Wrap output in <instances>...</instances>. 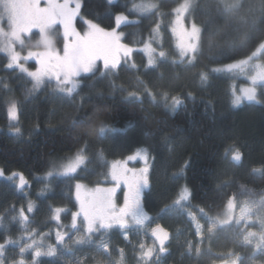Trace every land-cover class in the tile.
I'll return each instance as SVG.
<instances>
[{"label":"trees","instance_id":"16d2710c","mask_svg":"<svg viewBox=\"0 0 264 264\" xmlns=\"http://www.w3.org/2000/svg\"><path fill=\"white\" fill-rule=\"evenodd\" d=\"M157 1L153 12L139 16L134 23L121 26L119 31L126 44L141 47L159 24V31L163 34L162 45L170 56L166 55L163 62L159 59L155 67L146 71L142 52H135L133 60L136 68L122 64L118 74L101 80H97L96 76H84L85 84L72 97L55 91L51 85L34 92L30 78L17 69H7V57L0 54V167L6 174L21 171L36 189L35 176L44 173L52 160H60L83 146L77 138L78 130H72V121L88 112L95 113L111 129H115L106 132L102 139L97 138L95 131L90 133L88 149L92 154L99 156L100 153L107 160H118L138 148H148L152 166L151 184L145 191L144 206L151 215L163 216L165 212L161 209L170 204L172 197L184 187L189 188L191 193L188 204L197 211L202 208L210 214L222 210L230 196L243 200L253 198L252 194L255 198L259 197L264 192V89L259 92L258 102L234 107L230 72L213 71L251 55L258 44L259 30L250 33L253 40L247 46L242 47L237 42L235 47L226 48L225 41L234 37L235 33L226 29L223 18L216 14L217 0H193L190 15L202 28L201 48L194 66L173 64L172 61L177 60L176 56H172L173 9L183 0ZM81 2L77 23L80 29L84 27L82 17L93 20L104 29L113 28L115 17L127 13L130 4V0ZM260 27L258 24L257 28ZM208 33H215L211 44ZM261 58H264V53ZM201 72L207 73V81L200 80ZM146 88L156 96L155 100L147 94ZM161 91L180 96L183 103L175 110L166 108L159 96ZM129 93H135V96ZM10 100H15L19 108L20 122L15 126L10 125L7 116ZM17 126L19 134L14 132ZM234 147H239L242 152L239 164L231 161L228 151ZM95 168L96 173L102 170L94 157L90 169ZM87 169L85 167L75 178L68 176L49 181L51 191L46 193L49 194L46 195V202L43 204L37 199L41 203L34 209L38 214L34 216L33 211L32 215L45 224L41 225V230L49 223L47 217L51 216L52 209H77V180L99 183L98 178L102 174H97V179L91 178L84 172ZM23 195L13 179L0 180L2 226L8 210L25 204ZM65 218L68 220L69 215ZM165 218V222L159 224L171 235L176 221ZM9 227L10 224L5 232L0 230V242H3L5 234H14L9 233ZM18 229V226L13 228L14 231ZM21 230L24 229L21 227ZM120 233L117 230L115 234H107L123 245ZM206 242L200 253L182 256L184 251L177 249L172 239L167 248L170 254L163 256L166 264H213L223 260L228 252L239 254L246 261L252 257L251 247H242L234 231L221 233L217 230V234ZM13 249L16 247H9L6 257L17 255Z\"/></svg>","mask_w":264,"mask_h":264},{"label":"snow or ice","instance_id":"6c2138e0","mask_svg":"<svg viewBox=\"0 0 264 264\" xmlns=\"http://www.w3.org/2000/svg\"><path fill=\"white\" fill-rule=\"evenodd\" d=\"M110 2V0H109ZM81 0H45V5L41 6V0H0V52L7 54V69L26 73L33 81V89L40 87L45 82L51 84L54 81V90L72 97L78 94L79 80L82 74H91V77L99 75L104 78L121 67V61L127 63L131 57L133 49L122 43V33L115 29L106 30L91 19L83 18L82 23L86 26L83 32L75 27V21L81 15ZM157 5L141 2L133 4V10L136 12H147L155 9ZM193 8V0H183L178 7L173 9L175 20L173 21L172 31L178 37V60H173V64L192 65L197 59V54L201 48L202 28L193 20L190 28L185 27L186 15L190 14ZM215 11L219 17H222L224 27L235 33L234 37L225 41L226 48L235 47L236 43L245 47L253 40L250 34L259 30L258 44L255 45V51L251 52L246 59H241L233 63L226 64L223 69H213V71H240L246 72L249 69V79L251 86L241 89V94L233 93L232 104L239 106L243 100L257 101V85L264 89V58L260 54L264 53V0H217ZM116 23L126 21L127 17L118 14ZM6 23V27H5ZM258 24L261 26L257 28ZM57 25L62 28V48L57 47L55 39L56 32L53 30ZM33 29L39 32V39L36 41L34 49L28 50L26 55H22L16 50V45L25 44L24 37H30ZM159 29V24L156 29ZM57 32L59 30H56ZM215 33H208V40H214ZM142 51L147 53V71L157 65V52L152 47L151 42L144 44ZM160 61L166 59V53L163 50L158 52ZM34 61V70H29L24 62ZM98 62H100L98 64ZM131 67L136 68L135 63ZM207 73H200V80L207 81ZM142 83V82H141ZM147 94L153 100L156 96L145 89ZM135 96V93H129ZM160 99L166 108L175 110L183 101L178 95H170L168 91L159 93ZM80 111L81 109H77ZM7 116L10 121L19 119V108L15 100H10L7 106ZM72 130L77 131V138L83 142V146L77 150L73 157L67 162L60 164L53 163L52 171L48 176L62 175L75 178L80 166L87 160L88 137L93 131L97 138H103L108 131H115L95 113L85 112L83 116L77 117L72 121ZM15 131L19 133L17 127ZM231 161L239 164L242 160V152L239 147L229 149ZM226 151V156L228 154ZM143 160L144 167L129 168L128 161ZM149 150L146 147L138 148L132 155H129L124 161H113L106 178L110 176L113 182L111 187H95L87 190L84 185L76 183L75 198L79 205L78 210L71 212V234L61 231L57 228L56 245L63 246L68 252H72L71 245L88 244L94 246L98 255L113 264L112 256L109 251V242L105 239L107 233L112 229L120 230L124 239L128 240L127 233L130 230L144 229L150 232L153 237L151 246L143 241L138 242L139 258L141 264H153L154 256L159 259V253H166V241L169 233L159 223L154 227L153 217L149 216L142 205V191L148 186L149 171ZM0 170V176H3ZM17 173H12L10 179L16 177ZM123 184L126 191L123 192V204L117 205L115 201L117 189ZM27 185L23 174H19L18 187L23 189ZM191 193L187 187L183 188L173 202V206L183 207V201H187ZM253 198L238 204L235 195L227 199L224 211L215 216H210L204 209L200 212L206 217L208 239L219 232H235L236 239L240 245L252 246L254 251L252 258L257 255L264 256V192L259 194V198ZM172 206H166L161 212L169 211ZM237 208L239 213L237 214ZM34 205L29 201L27 212L31 213ZM52 219L60 224L61 213L66 209L57 207L52 209ZM19 222L22 225L27 236L21 235L14 239L11 235L5 234L3 242H0V264H8L6 252L9 246H16L17 255L11 257L10 264H40L41 256H56L58 248L49 245L46 249L43 245V237L35 230L28 232L26 223L28 216L22 207L19 210ZM159 215V214H158ZM191 220L195 225L194 235L198 237L195 245V252L200 253L199 245L204 242V225L196 220L195 215L189 213ZM255 217V222L253 221ZM3 217H0V221ZM16 220V217H13ZM259 224L260 230L253 231ZM2 226V224H0ZM75 237V239H73ZM158 245V247H157ZM193 244L188 243L189 251L193 249ZM119 260L115 264H124V249H120ZM30 253V256L28 255ZM97 264H103L98 261ZM222 264H244V258L239 254L228 252L222 260Z\"/></svg>","mask_w":264,"mask_h":264},{"label":"rangeland","instance_id":"374dc122","mask_svg":"<svg viewBox=\"0 0 264 264\" xmlns=\"http://www.w3.org/2000/svg\"><path fill=\"white\" fill-rule=\"evenodd\" d=\"M118 1L119 0H110L111 3H116ZM141 2L152 3V4H155V5H158V1L157 0H130V2H129L130 4H129V7H128V12L127 13H121L124 16L127 17V20L126 21H122L119 24V26L116 23L113 28L106 29V30L115 29L118 33H121L119 31L121 26L126 25V24H130V23H134V22H136L138 20L139 16H143V15L149 14V13L153 12L157 8L156 7L152 11H147V12H143V13L134 11L133 10V4H139ZM182 2L183 1H181L180 3H182ZM180 3H178L176 5V7H178ZM81 4H82V2H81ZM44 5H45V0H41V6L43 7ZM79 18H80V16H78L76 18L75 27L77 28L78 31L83 32L85 30L86 26L82 27L81 29L78 27L77 23H78ZM174 20H175V14L173 16L172 26H171V32H172L173 44H174L173 45L174 52H172V56L173 55L176 56V59L178 60L179 56H178L177 44H178L179 41H178L177 35H175L173 33V31H172V28L174 26V24H173ZM192 22H193V20L191 18V15L190 14L186 15V18H185V21H184L185 27L186 28H190ZM5 27H6V23H5ZM56 30H59V31L57 32ZM53 31L56 32L55 39L58 42L57 43V47L62 48V42H61L62 41V28H61V26L57 25L56 28ZM162 36H163L162 32L159 31V29H158V30L153 31L152 35H150V37L146 41V42L150 41L151 44H152V47L156 49V52H157V63H158V61L160 59L158 57V52L160 50L165 51L164 45H162V40H163ZM24 39H25V44L23 46H21L19 44L16 45V50L20 51L22 55H26L28 50L34 49L36 41L39 39L38 30L37 29H33L32 35L30 37L26 36V37H24ZM122 43L126 44L123 41V35H122ZM59 44H61V46H59ZM126 45H128V44H126ZM128 46L133 49V52L131 54V57L128 58L127 63H125L124 60H122L121 61V65L125 64L126 66H131V64L134 62L133 57H134L135 52L139 51V52H142L144 61H145L146 66H147V53L141 50V49H143L144 45L141 46V47H139V46L135 47V46H131V45H128ZM165 53H166V55H168L167 51H165ZM0 54H4L7 57V54L4 53V52H0ZM168 56H170V55H168ZM260 56H261V54H260ZM24 63H25V66L29 68V70H34V67H33L34 61L29 60V61L24 62ZM99 63L100 62H98V64ZM17 70L19 71V69H17ZM118 70L114 71L109 76L104 77V78L107 79V78L113 76L115 73L118 74ZM250 71H251V69H249L246 72H240L238 70L230 72V74L232 76V82H233L232 83V91H233V93L235 92V94L240 95L241 94V91H240L241 89H244V88H247V87L251 86V81L249 79V72ZM20 73H22V72H20ZM23 74L27 75L26 73H23ZM89 75H91V74H82L81 77L78 78L80 86L83 83L85 84V82L82 79V77L89 76ZM96 78H98L97 80L104 79V78L99 77V75H97ZM30 80H31V78H30ZM31 82H32V89H33V81L31 80ZM49 85H51L53 87V89H54V81L51 84L45 82L40 87L36 88L34 90V92L35 91L39 92L40 90L48 87ZM260 90H261V87L259 85H257V102L259 101V92H260ZM77 91H78V89H77ZM63 95H65V94H63ZM247 102H254V101L243 100L239 106H235V107H240L244 103H247ZM19 118H20V114H19ZM19 122H20L19 119L17 121H10V125L11 126H13V125L15 126V125H18ZM14 132L17 133L16 131H14ZM19 133H20V131H19ZM91 152L92 151L90 149L87 150V160L85 161L84 164H82L80 166V169H78L76 174H78L85 167H87L88 169L84 171L86 173V175H90L91 178H96V179H97V176H98L97 174H102V176L99 175L100 177L98 179H100V180H99V183H97V184H90V183H88L86 181H83V180H77L76 181V183L79 182L80 184L84 185L87 190H91V189H93L95 187H98V186L99 187H105V188L111 187L113 182L111 181L110 176H108L106 178V173L109 172L112 162L113 161H124V160H126V158L129 155H132L134 153L133 152V153L121 158V159H118V160H107L105 158V156H103L104 154L101 155L99 153V156H98L97 153H96V155H94ZM75 153L70 154L68 156H65L64 158H62L60 160H58V159L57 160H52L51 164L48 167V169L44 173H38L37 176H35V179H37V181H36L37 188L36 189H33L32 181L29 180V178L23 172H21V171L12 172V173H17L16 177L11 178V179H13L15 181V185H16L17 190L20 193L22 192V194L24 193L23 196L25 197V204L20 206V207L21 208L23 207L25 209V214L28 216V222L26 223V227H27L28 232H31V231L35 230L38 234H41L42 237H43V245H44L45 249L49 245H52V246L58 248L56 256H53V257L41 256V257H39L38 259L40 261V264H97L98 261H102L103 264H108V261H105L103 257H101L100 255L97 254L96 249H95L94 246H89L88 244H83V245H74L73 244V245H71L73 250L70 253L66 249H63V246H57L56 245V235L55 234H56L57 228H59L61 231L68 232L69 234L72 233L73 230L71 229V215H70V213L74 212V211H68L66 207L65 208L64 207H60V208H63V209L67 210L66 212H62L61 213V222H60V224H57V222L52 219V214H51L50 217L49 216L47 217V219H48L47 222H49V223L46 224L47 226H45L43 230H41V225L44 226L45 224L41 223L39 220H37L38 218L34 219L32 217L33 212H31V213L27 212V205H28L29 201H31L33 203L34 209H35V206L36 207L37 206L40 207V204H41V203H38L37 199H40L42 201V203L45 204L46 198L49 195V194L47 195L46 193L48 191L50 193V191H51V186H50L51 182H49L51 179L68 177V176H62V175H53L51 177L48 176V172L52 171L53 163L55 162L57 164H60L62 162H67V160L70 157H73L75 155ZM94 157H95V161L97 160L99 162L100 168L102 169L98 173H96V171H97L96 168L93 169V170L90 169L93 166ZM148 165H149L148 186L146 188H144L143 191H142L141 202H142V205H143V208H144L145 212L149 216L153 217V223L151 224V226L154 227L156 223L165 222V219H166L165 217H167L170 220H175L176 221V222H174L175 226L172 229L173 233L171 235L169 234V238L166 241V247L168 248V244H170L172 239H174V242H176L175 245L177 246V249L179 248V249L184 251L183 252L184 254L182 256L190 255L193 252H194V254H196L195 245H196V241L198 240V237H196L194 235V233H195V225H194L193 221L191 220V218L189 216V213L195 215L196 220L199 221L200 224L204 225V237H205V239H204V242L199 245L200 248L203 245H205V242L208 239V233H207V230H206L207 229L206 217H204L203 214L200 211L195 210L193 207H191V205L188 204L189 201H190V197H189V199L187 201H183L182 202V204L184 205L183 207L173 206L174 200L177 198L178 193L183 188H181L179 190V192L176 193L172 197V202H170V204L166 205V206H172L169 211H166L163 214V216L160 215V214L159 215H157V214L156 215H151L150 212H148V210L144 206V201H145V198H144L145 196L144 195L146 193L145 191L150 188V184H151L150 177H151V167L152 166H151L150 154H149ZM127 166L129 168L140 169V168L144 167V161L143 160H139V159L138 160H134V161H128ZM0 170H2L3 173H4L3 176H0V180L1 179L11 180L9 177L12 176V173L11 174H6L2 167H0ZM19 174H23L25 180L27 181V185L23 189L18 187V185H19ZM76 183H75V185H76ZM187 189L189 190V188H187ZM124 191H126V188H125V186L123 184H121L120 188L117 189L116 197H115V201H116L117 205H122L123 204V192ZM75 193H76V189H75ZM26 196H29V198H27ZM256 198L258 199L259 197H256ZM246 200H250V199L237 200V202H238V204H242ZM78 207H79V205L77 203V209L75 211L78 210ZM188 207H190V208H188ZM21 208H18V209L14 208V210H8L7 214H4L5 223L3 224V226H0L1 232L2 231L5 232L7 230L8 224H10L11 227H9L8 230L10 231L9 233H11V234H12V232H14V234H12V237L14 239L19 238L21 236L20 234L22 232L24 233L23 235L27 236V232H24V230L23 231L21 230L22 225L19 222V215L18 214H19V210ZM50 208L52 209L53 206H50ZM33 211H35V210H33ZM223 211H224V208L222 210L218 211L217 213L215 212V213L210 214V213L207 212V214L210 215V216H215L217 214L222 213ZM238 213H239V208H237V214ZM37 214H38V211L36 210L34 212V216H36ZM48 215H50V213ZM66 215L67 216L69 215V219L68 220L65 218ZM14 216L16 217V220H13ZM253 221L255 222V217H253ZM180 222H182V223H180ZM15 226L19 227L18 231L17 230L16 231L13 230V228ZM171 227H172V225H171ZM165 230H167V229H165ZM252 230L258 232L260 230L259 224L257 223L256 227L254 229H252ZM116 231H117V229H112V230L109 231V234H111V235L115 234ZM119 232H120V230H119ZM127 235H128V240H125L124 239V235L122 233H120V237L122 238L123 245L118 244L116 239H114L113 236H109L107 234L106 237H105V239L109 242V245H110L109 251H110L111 256H112L113 264H115V262L119 260V257H120V251L119 250L120 249H124V264H141V261H140V258H139L138 242L143 241L146 245L151 246L152 243H153V239H154L153 237H151L150 232H145L144 229H140L139 231H137L135 229L130 230L127 233ZM73 239H75V237H73ZM189 242H191L193 244V246H194L191 251H189V248H188V243ZM9 247L15 248L16 246H9ZM157 247H158V245H157ZM248 247H251L252 251H254L252 246H248ZM17 252H18V250L13 249V253L16 254ZM169 254H170V252L168 250L166 251V253H159L158 254L159 255V259L158 260L154 256L153 264H166V259L163 256H167ZM28 255L30 256V253ZM9 256L10 255H7L8 264H10V261H11V258ZM28 264H30V261L28 262ZM168 264H172V263L169 262ZM213 264H222V260L221 261H216ZM244 264H264V256L257 255L254 259L251 257L247 261L244 260Z\"/></svg>","mask_w":264,"mask_h":264}]
</instances>
